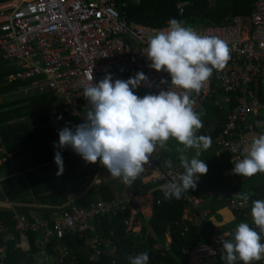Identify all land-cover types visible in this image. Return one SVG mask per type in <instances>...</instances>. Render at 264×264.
<instances>
[{
  "label": "built area",
  "instance_id": "2783aa9c",
  "mask_svg": "<svg viewBox=\"0 0 264 264\" xmlns=\"http://www.w3.org/2000/svg\"><path fill=\"white\" fill-rule=\"evenodd\" d=\"M126 4L124 0H32L24 4H4L0 6V51L6 60L20 64L15 78L34 80L36 86L48 88L63 100V110L73 116L80 115V108L90 107L83 97L84 88L103 80L108 74L114 81L143 73L146 79L134 90L141 92L142 97L158 94L169 87L182 95L184 89L170 86V75L151 68V61L146 56L148 39L156 32L166 30L168 24L153 27L131 22L124 10ZM184 7L185 2H179L180 13L184 12ZM189 28L201 35L219 37L229 47L230 58L224 67L214 69L200 92H192L190 98L194 102V111L199 113L221 97L225 121L213 144L218 154H229L233 163L242 158L240 149L251 142L250 132L256 126L252 118L264 112V0H257L249 19L236 15L225 23ZM231 94L239 96L235 108H231ZM237 145L240 149L232 152L231 148ZM182 172L173 166L166 167L156 148L133 185L110 175L123 186V190L112 198L89 197L93 187L98 185L96 180L80 184L68 195L57 216L30 221L25 215H16V229L22 234L39 233L42 238L38 244L46 249L52 240L61 241L68 233L95 231L94 221L98 218L128 210L131 212L126 221L128 230L137 233L141 228L138 230L134 222L138 217L148 221L152 218L155 204L161 202V196H158L163 195L165 186ZM201 183L200 176L197 186ZM184 196L189 207L198 212L202 210L201 197L188 192ZM252 200L256 199L250 198L248 202L232 199L229 207L255 227L250 214ZM229 238L230 232L211 229L208 242L184 251L187 264H223L222 240ZM8 241L0 224V264H5L8 257ZM106 249L115 252L117 245L99 235L91 237L89 261L100 259ZM67 252L63 248L61 261ZM110 264L118 263L113 259ZM237 264L243 262L237 261ZM252 264H264V259Z\"/></svg>",
  "mask_w": 264,
  "mask_h": 264
},
{
  "label": "clouds",
  "instance_id": "9594fccd",
  "mask_svg": "<svg viewBox=\"0 0 264 264\" xmlns=\"http://www.w3.org/2000/svg\"><path fill=\"white\" fill-rule=\"evenodd\" d=\"M146 56L150 67L164 71L171 77L170 86L184 89V93L161 90L158 94H135V89L146 79L143 73L127 80L113 81L111 74L99 82L89 84L83 97L90 105L84 122L58 130L55 149L71 148L85 162L99 163L121 182L133 185L149 163L157 147L167 150V142L175 139L183 172L165 187L164 199H181L197 187L208 166L200 159L202 151L211 145V137L198 135L203 127L200 114L194 111L191 93H199L214 69L223 68L230 58L226 41L201 35L181 21L170 18L166 30L152 35L147 41ZM164 82V81H162ZM195 150L189 157L185 153ZM240 149L237 145L232 152ZM241 151V159L233 161L234 174L251 177L264 173V132L255 136ZM54 162L63 171L61 151H55ZM171 168L172 162L165 161ZM245 202L248 194H242ZM253 227L248 222L236 225L231 238L222 240L223 264H252L264 259V200H252L250 207ZM148 252L129 256V264H149Z\"/></svg>",
  "mask_w": 264,
  "mask_h": 264
},
{
  "label": "crops",
  "instance_id": "0c3cea01",
  "mask_svg": "<svg viewBox=\"0 0 264 264\" xmlns=\"http://www.w3.org/2000/svg\"><path fill=\"white\" fill-rule=\"evenodd\" d=\"M29 1L32 0H0V6L10 2L24 4ZM20 69L18 62L6 60L0 51V210L13 212L14 221L16 215H25L30 221L45 220L60 213L68 195L80 184L98 181V185L93 187L89 195L92 199L104 198L105 186L111 189L113 195L121 192L123 186L110 178L108 170H104L99 161L85 162L71 148L55 149L53 146V142L59 139L58 130L65 126L78 125L88 109L80 108L79 116L71 115L63 110V100L48 88L36 86L34 80L15 78ZM201 112H206V116L213 119L210 132H206L208 137H211L214 152L206 157V164L208 167L213 165L215 170L209 187L199 195L203 199L202 210L198 212L187 206L183 218L205 231L204 238L209 241L211 229L216 228L232 235L236 225L245 222L229 207V201L241 198L245 193L252 199H263L264 175L259 172L251 177L234 174V164L229 154H218V149L213 144L214 138L221 132L220 130L213 137L216 127L219 126L217 117L207 108H203L199 113ZM252 122L256 126L254 131L250 132L251 141L264 132V112L252 118ZM223 124H220L221 128ZM160 149L157 147V152L160 160L165 163L164 152ZM57 150L61 151L63 156L62 172H59L54 162ZM169 161L173 167L184 171L178 155ZM201 177L203 181L204 177ZM223 204L224 207H221ZM130 217L129 211L127 220ZM146 223L148 220L141 217L134 222L138 230ZM0 224L3 225L4 235L9 241L16 239L17 246L24 251L31 248L30 232L22 234L16 229V222L14 230L6 227L1 221ZM141 229L137 233H140ZM35 233V245L39 248L36 264L43 261L50 264L47 261L55 258L39 246L38 242L42 236ZM165 238L169 245L170 234L167 233ZM51 264H55V260Z\"/></svg>",
  "mask_w": 264,
  "mask_h": 264
},
{
  "label": "trees",
  "instance_id": "16d2710c",
  "mask_svg": "<svg viewBox=\"0 0 264 264\" xmlns=\"http://www.w3.org/2000/svg\"><path fill=\"white\" fill-rule=\"evenodd\" d=\"M127 2L124 8L131 22L163 27L168 24L170 18H175L186 26H201L221 24L236 15L250 18L257 0H124ZM185 2L184 12L180 13L179 2ZM135 94L142 97V93ZM223 96V93H221ZM231 108L239 104V96L231 94ZM220 98L209 103L206 107L213 112L218 119L215 137L221 130L220 124L224 123L225 111L221 108ZM163 160L169 161L171 156L165 151ZM230 157V155H229ZM104 170H107L104 168ZM215 167L210 165L208 172L203 174L204 180L194 190L190 189L188 194L201 196L212 181ZM264 175V173H263ZM105 199L113 197L108 186L103 188ZM154 206V213L148 223L144 224L140 233L128 230L127 219L129 211L125 210L116 215L98 218L94 221L96 230L86 234L68 233L61 241L52 240L46 251L55 258V264H110L113 259L118 264H129L128 257L135 256L140 252H148L149 264H187L184 251L200 243L208 242L205 231L200 227L184 220V212L188 202L183 195L181 199H164ZM199 196V197H200ZM224 207V204L221 205ZM237 213V212H236ZM239 217L241 215L237 213ZM14 213L9 210H0V221L11 230L15 229ZM241 219V218H240ZM171 236L169 245L166 243V234ZM35 232H30L31 248L24 251L17 246V240L8 241L9 252L5 264H36V255L39 248L35 245ZM95 235L108 238L117 245V251L106 249L104 255L97 261H89V253L84 249L86 240ZM19 236V233H17ZM63 248L67 254L61 261Z\"/></svg>",
  "mask_w": 264,
  "mask_h": 264
},
{
  "label": "rangeland",
  "instance_id": "374dc122",
  "mask_svg": "<svg viewBox=\"0 0 264 264\" xmlns=\"http://www.w3.org/2000/svg\"><path fill=\"white\" fill-rule=\"evenodd\" d=\"M212 1L215 2V0H212ZM199 114H200V118L203 122V127L198 131V135L208 136L206 131L210 132L213 119H209L206 116L207 115L206 112H201ZM178 148H183V145L178 144L175 139H170L167 142V150H165V151L174 157L177 155L179 157L180 153L177 151ZM213 152H214L213 147H212V145H210V147L207 150L201 152V155L199 158L203 159L206 163V157H208L209 155H212ZM185 154L188 155L189 157H192L195 155V150L190 149ZM143 223H144V221H143ZM84 249L89 253V251H90V238H88L86 240ZM54 260L55 259H52V260L50 259V261H47V262H49L51 264L54 262ZM45 262L46 261H43L41 264H45Z\"/></svg>",
  "mask_w": 264,
  "mask_h": 264
}]
</instances>
